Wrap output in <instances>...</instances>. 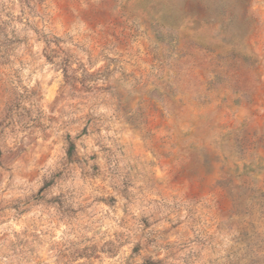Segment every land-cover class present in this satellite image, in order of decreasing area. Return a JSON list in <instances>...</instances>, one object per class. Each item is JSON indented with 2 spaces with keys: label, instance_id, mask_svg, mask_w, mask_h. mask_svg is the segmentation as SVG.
Listing matches in <instances>:
<instances>
[{
  "label": "clouds",
  "instance_id": "9594fccd",
  "mask_svg": "<svg viewBox=\"0 0 264 264\" xmlns=\"http://www.w3.org/2000/svg\"><path fill=\"white\" fill-rule=\"evenodd\" d=\"M0 264H264V0H0Z\"/></svg>",
  "mask_w": 264,
  "mask_h": 264
}]
</instances>
